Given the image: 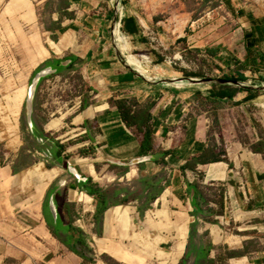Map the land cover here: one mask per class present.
<instances>
[{
  "label": "crops",
  "instance_id": "0c3cea01",
  "mask_svg": "<svg viewBox=\"0 0 264 264\" xmlns=\"http://www.w3.org/2000/svg\"><path fill=\"white\" fill-rule=\"evenodd\" d=\"M173 1L65 0L51 12L52 47L37 60L32 84L17 88L9 102L15 120L25 115L16 155L0 156V264H86L93 253L122 257L117 246L133 234L131 224L138 232L142 221L150 232L157 220L174 230L173 252H158L174 264H211L227 250L244 249L252 237L230 230L264 216V149L242 141L230 148L221 140L224 131L211 132L202 103L235 99L233 89V97L217 96L234 85L194 84L190 79L205 78L177 71L178 61L163 54L173 46L192 48L185 31L193 14L186 12L175 27ZM52 2L59 0H39L44 7ZM221 3L244 39L252 34L258 42L244 41L245 59L224 52L231 58L221 57L215 72L248 78L263 66L260 60L252 65L248 54L264 51V8L245 0ZM220 50L208 54L216 58ZM133 55L148 56L139 60L152 70L139 72ZM76 79L84 90L69 96L67 109V101L42 103L45 90L73 93ZM257 92H246L249 105ZM22 154L30 158L26 166H20ZM257 259L264 263V249Z\"/></svg>",
  "mask_w": 264,
  "mask_h": 264
},
{
  "label": "rangeland",
  "instance_id": "374dc122",
  "mask_svg": "<svg viewBox=\"0 0 264 264\" xmlns=\"http://www.w3.org/2000/svg\"><path fill=\"white\" fill-rule=\"evenodd\" d=\"M14 1L19 5L23 2V6H14ZM52 2L47 7L39 3V0H0V156L5 157L11 154L16 155L19 146V117L23 124L24 116L21 112L15 118L10 114L9 102L11 97L16 92V89L27 85H31L36 74V64L42 52L52 47L51 40L48 36V30L52 28L53 20L51 12L61 5ZM224 1V0H222ZM247 4L257 8H264V0H245ZM171 11L177 12L174 15L175 27L180 26V23L185 20L186 12L193 14L190 24L186 27L187 38L191 41L192 48L183 45L170 47L164 51L169 59L174 57L177 62L175 69L188 71L194 75L203 76L206 79H229L240 80V73L225 75L221 71L215 72V66L220 62L221 57L231 58L224 54L230 53L234 55L233 59L238 60L241 56L245 59V50L243 48L244 39L243 32L237 30V26L233 24L226 7L221 3V0H214L211 4L204 5L203 0H174L171 3ZM167 13V12H166ZM170 15V14H169ZM183 24V23H182ZM181 24V25H182ZM250 42L256 44L258 41L253 37L248 38ZM247 40V41H248ZM228 48L235 50L230 52ZM221 49L223 54L216 58H211L208 54L209 50ZM220 50V51H221ZM264 55V51L262 53ZM161 56V54H158ZM132 56V55H131ZM136 58L142 60L143 58ZM218 62V63H216ZM136 67V66H135ZM185 67V68H184ZM137 68V67H136ZM139 70V68H137ZM144 70L149 71L144 67ZM257 73L248 74V79L241 80L248 87L255 85V81L260 85L264 83V67L256 69ZM38 73V72H37ZM144 73V72H143ZM33 79H32V78ZM254 77V78H253ZM76 86L73 93H61L57 95V91L52 95L50 91H44L40 99L42 103L64 106L67 109L70 106L69 96L77 95V92L84 90V84L81 79H76ZM257 83V84H258ZM222 89V88H219ZM224 89V88H223ZM228 91H234L238 96L235 99H227L220 101L207 100L202 103V107H207L211 119V132L226 133L225 139H221L226 146H232L242 141L249 144L248 147L253 149H264V91H259L258 98L251 101L245 100L247 89L243 86L235 88H226ZM79 94V93H78ZM62 97L59 101L56 98ZM27 109L30 100L24 98ZM22 101V103H23ZM21 111V110H20ZM250 111V115H248ZM54 117V116H53ZM215 136V135H213ZM219 136H222L219 134ZM261 140V141H258ZM225 147V146H224ZM30 161L29 156L23 155L20 157V166H26ZM156 209V208H154ZM164 222L157 220L158 225L155 231L150 232L147 229L145 221H142V227L136 231L131 224L133 234L131 236L124 235L126 243H121L117 249H122V257L112 258L108 255H99L93 253V258L86 264H174L172 260H164L158 257L159 250L163 249L166 252H173L174 248V230L170 227H164ZM251 231H247L246 229ZM130 229V228H129ZM126 232V228L123 229ZM231 234H242L243 236H252L245 243L244 249L227 250L225 259L217 257L211 264H264L260 259L254 260L257 251L264 249V216L259 217L255 222L253 220L242 219L240 228L234 226L230 230ZM138 233V235H135ZM162 236L165 238V244L157 243L156 240ZM234 246L235 244L232 243ZM233 251H239L250 257V260L238 262L230 261L229 255ZM255 252V253H252ZM96 255V256H95ZM3 264H19L16 260H7Z\"/></svg>",
  "mask_w": 264,
  "mask_h": 264
},
{
  "label": "trees",
  "instance_id": "16d2710c",
  "mask_svg": "<svg viewBox=\"0 0 264 264\" xmlns=\"http://www.w3.org/2000/svg\"><path fill=\"white\" fill-rule=\"evenodd\" d=\"M61 5H66V2H65V0H63L62 2H61ZM248 38H251V37H253V35L252 34H249L248 36H247ZM250 46L251 47H253L254 46V43L252 42V43H250ZM211 53H213V52H211ZM248 59L250 60V62L252 63V65H254V66H257L258 65V63H259V60L261 61V63H262V67H264V55L263 54H256L253 50H250L249 51V54H248ZM257 69L258 68H261V67H256ZM240 75H241V79L240 80H246V79H248L247 78V76L245 75V74H243V73H240ZM226 78H229L230 80L232 79H235V78H233V77H226ZM228 90H226V91H219L218 92V94H217V96L218 97H221V98H225V97H233V95H232V93L230 92V91H228ZM246 91H250V90H246ZM257 93H259V92H257ZM259 150V149H258ZM238 254H240V252L239 251H233L232 253H231V256H237ZM218 257H220L221 259H225L226 258V255L225 254H220V255H218ZM213 261H215V259H211V263H213Z\"/></svg>",
  "mask_w": 264,
  "mask_h": 264
},
{
  "label": "water",
  "instance_id": "95a60500",
  "mask_svg": "<svg viewBox=\"0 0 264 264\" xmlns=\"http://www.w3.org/2000/svg\"><path fill=\"white\" fill-rule=\"evenodd\" d=\"M120 14V12H119ZM122 19V15L120 14V20H118V22L116 21L117 24V30H119L120 27V21ZM139 71V70H138ZM141 72V71H139ZM190 81L194 84H208V85H234L237 87L243 86L246 89L249 90H259V91H264V86H258V85H251L250 87H248L244 82H242L241 80H230V79H190Z\"/></svg>",
  "mask_w": 264,
  "mask_h": 264
},
{
  "label": "bare ground",
  "instance_id": "6f19581e",
  "mask_svg": "<svg viewBox=\"0 0 264 264\" xmlns=\"http://www.w3.org/2000/svg\"><path fill=\"white\" fill-rule=\"evenodd\" d=\"M137 61H138V64H139V67H140V69H141V72H145V70H144V67H143V65H142V62L141 61H143V60H139L138 58H137ZM140 71V70H139ZM32 95H33V88H29V91H28V99L29 100H31V98H32Z\"/></svg>",
  "mask_w": 264,
  "mask_h": 264
},
{
  "label": "built area",
  "instance_id": "2783aa9c",
  "mask_svg": "<svg viewBox=\"0 0 264 264\" xmlns=\"http://www.w3.org/2000/svg\"><path fill=\"white\" fill-rule=\"evenodd\" d=\"M120 28V27H119ZM142 58L143 59H145V60H149V57L148 56H142ZM175 61H179V60H176V58L174 57L173 59H170V63H173V62H175Z\"/></svg>",
  "mask_w": 264,
  "mask_h": 264
}]
</instances>
